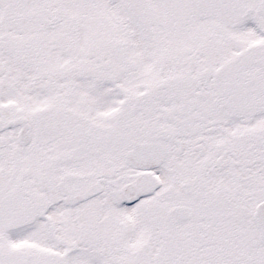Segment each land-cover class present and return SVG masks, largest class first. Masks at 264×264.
Masks as SVG:
<instances>
[{"label":"snow or ice","instance_id":"obj_1","mask_svg":"<svg viewBox=\"0 0 264 264\" xmlns=\"http://www.w3.org/2000/svg\"><path fill=\"white\" fill-rule=\"evenodd\" d=\"M0 264H264V0H0Z\"/></svg>","mask_w":264,"mask_h":264}]
</instances>
